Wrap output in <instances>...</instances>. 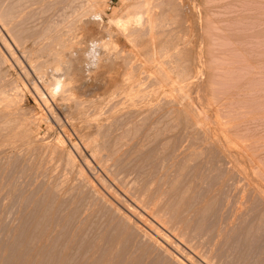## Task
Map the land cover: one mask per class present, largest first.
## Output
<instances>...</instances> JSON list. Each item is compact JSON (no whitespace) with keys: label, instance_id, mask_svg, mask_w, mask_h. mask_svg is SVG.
I'll return each instance as SVG.
<instances>
[{"label":"rangeland","instance_id":"rangeland-1","mask_svg":"<svg viewBox=\"0 0 264 264\" xmlns=\"http://www.w3.org/2000/svg\"><path fill=\"white\" fill-rule=\"evenodd\" d=\"M91 1L0 0V264H264V0Z\"/></svg>","mask_w":264,"mask_h":264},{"label":"bare ground","instance_id":"bare-ground-1","mask_svg":"<svg viewBox=\"0 0 264 264\" xmlns=\"http://www.w3.org/2000/svg\"><path fill=\"white\" fill-rule=\"evenodd\" d=\"M7 1V0H6ZM23 1V0H22ZM69 1V0H68ZM89 1H91V0H89ZM164 1V0H163ZM56 3V2H55ZM74 3V2H73ZM90 3V8H88L87 10H89L90 9V11L88 12L87 10H85V12H86V14H85V12H84V14H83V12H82V15H80L79 16V18L77 17V19H78V22L77 23H79L78 24V26H80V25H84V24H88V23H90V22H93V23H95V21L94 20H92L91 18H95V17H98V19H99V17L102 15V11L99 9V6H98V3H99V0H98V2H97V0L95 1V0H92L91 2H89ZM170 3H172V1L170 2ZM144 4V3H143ZM177 4V3H176ZM176 4H175V6H176ZM99 5H100V3H99ZM141 5V4H140ZM139 5V6H140ZM0 6H1V4H0ZM16 6V5H15ZM88 6V5H87ZM146 6H147V4H146ZM150 7V6H149ZM12 8V7H11ZM141 8H142V5H141ZM18 9V8H17ZM70 9V8H69ZM140 9V8H139ZM146 9H149V8H146ZM172 9H173V7H172ZM12 10V9H11ZM15 10V9H14ZM74 11V10H73ZM148 11V10H147ZM17 12V11H16ZM24 12V11H23ZM71 12V11H70ZM90 12H92L91 14H90ZM14 13H15V11H14ZM80 13V12H79ZM147 13V12H146ZM172 13V12H171ZM4 13L0 10V18L2 19V18H4V17H2V16H4L3 15ZM11 14H13V13H11ZM61 14V13H60ZM75 14V13H74ZM101 14V15H100ZM170 14V13H169ZM5 15H7V14H5ZM15 16H16V14H14ZM72 15V14H71ZM164 15V14H163ZM166 15V14H165ZM186 15V14H185ZM14 16V17H15ZM6 17V16H5ZM8 17V16H7ZM64 17V16H63ZM127 17V16H126ZM129 17V16H128ZM132 17V16H131ZM130 17V18H131ZM137 16L135 15V21L138 23V25L140 24V18H136ZM162 17V16H161ZM179 17H180V15H179ZM160 18V17H159ZM64 19H65V17H64ZM132 19V18H131ZM130 19V20H131ZM74 20V19H73ZM92 20V21H91ZM102 20V19H101ZM126 20V19H125ZM130 20L128 19V22H126L127 23V25H131V24H129L130 23ZM1 21V20H0ZM6 21V20H5ZM66 21V20H65ZM76 21V20H75ZM132 21V20H131ZM135 21H133V23L135 22ZM147 21H149V20H147ZM146 21V22H147ZM102 22V21H101ZM121 21L119 20V23H120ZM153 22V21H152ZM155 22V21H154ZM153 22V23H154ZM172 22V21H171ZM66 23V22H65ZM73 22H71V24H72ZM114 23V22H113ZM132 23V22H131ZM133 23H132V25H133ZM156 23V22H155ZM168 23V22H167ZM166 23V24H167ZM69 24H70V22H69ZM117 24H118V22H117ZM73 25V24H72ZM77 25V24H76ZM95 25V24H94ZM102 25V24H101ZM134 25H135V23H134ZM49 26V25H48ZM117 26H119V25H117ZM126 26V24H124V23H122L121 22V27H123V28H126L125 27ZM152 26L153 25H151L150 27L152 28ZM159 26V25H158ZM70 27V26H69ZM160 27V26H159ZM60 28V27H59ZM129 28V27H128ZM63 29V28H62ZM162 28H160V30H161ZM64 30V29H63ZM70 30V29H69ZM119 31H120V29H118ZM124 30H126V29H124ZM152 30V29H151ZM71 31V30H70ZM75 31V30H74ZM77 31V30H76ZM156 31V30H155ZM46 32V31H45ZM72 32V31H71ZM71 32H69L68 31V33L66 32V34H71ZM53 33V32H52ZM65 34V35H66ZM124 34V33H123ZM135 34V33H134ZM153 34V33H152ZM64 35V36H65ZM136 35V34H135ZM64 36H63V38H64ZM129 36V35H128ZM149 36V35H148ZM157 36V35H156ZM155 36V37H156ZM20 37V36H19ZM66 37V36H65ZM154 37V38H155ZM164 37V36H163ZM4 38H2L1 40H3ZM64 39H66V38H64ZM64 39H62V40H64ZM71 39V38H70ZM70 39L68 40V41H70ZM129 39V38H128ZM59 40V39H58ZM61 39L59 40V41H61L59 44H64L63 43V41H62ZM100 40V39H99ZM157 40V39H156ZM54 41V40H53ZM65 41V40H64ZM106 41V40H105ZM109 41V40H108ZM4 47H6L7 48V50L8 51H10V54H11V47L5 42V39H4ZM2 42V43H3ZM94 42H98L97 41V39H93V40H91L90 42H88V45L86 44L85 45V47H82V48H79V50L78 51H75V49H71V48H68V49H61V48H59L58 49V53L57 54H55L54 53V55H53V64H54V58H55V60H56V63H55V65H54V67H53V65L51 66L52 67V69H51V72H50V74H48V78H44L45 80H47V82H48V84L47 85H49L50 84V86L48 87V88H50V89H48V90H50L49 91V94H50V96H52L53 98L54 97H56L57 95H53V94H51V88H52V86H53V82H59V83H61L62 85H63V88H62V92H61V95L63 94L64 95V93H70L71 92V88H72V86H71V83H72V80L74 81V79H75V77H77V75L79 76V77H81L82 78V83H83V86L85 87V85H86V83H87V85H88V82L91 80V72L94 70V68H99V66H101V67H103V66H105L106 64L108 65V64H110V60L111 59H113V58H111V56H112V54H114V52L112 53L111 51H112V49L110 50V51H107L106 49H105V47H104V53H103V50L102 49H98L97 51L99 52V54L100 55H103V57H102V59H101V61H100V63L99 64H92V63H90L89 62V60L86 58V56H85V53L86 52H88L89 51V49H90V45H91V43H94ZM162 42V41H161ZM109 43H110V41H109ZM66 44V43H65ZM102 44V43H101ZM113 44V43H112ZM112 44H110V45H112ZM146 44V43H145ZM25 45V44H24ZM58 46V44H57V41H56V44H55V46H53V47H57ZM84 45V44H83ZM61 46V45H60ZM63 46V45H62ZM66 46V45H65ZM113 46V45H112ZM166 46V45H165ZM177 46V45H176ZM52 47V48H53ZM64 47V46H63ZM67 48V47H66ZM112 48H114V47H112ZM173 48V47H172ZM55 49V48H54ZM57 49V48H56ZM158 49V48H157ZM160 49V48H159ZM51 50H53V49H51ZM176 50V49H175ZM49 51V50H48ZM55 51V50H54ZM53 51V52H54ZM105 51H107V52H105ZM184 51V50H183ZM52 52V51H51ZM160 52H161V50H160ZM187 52H189V51H187ZM193 52V51H192ZM194 52H196V51H194ZM40 53V52H39ZM162 53V52H161ZM164 53V52H163ZM185 53V52H184ZM49 54V53H48ZM153 54V53H152ZM151 54V55H152ZM188 54V53H187ZM159 55V54H158ZM164 55V54H163ZM178 55V54H177ZM55 56V57H54ZM153 56H154V54H153ZM147 57V56H146ZM151 57V56H150ZM116 58V57H115ZM155 58V57H154ZM184 58V57H183ZM121 59V58H120ZM156 59V58H155ZM179 61V60H178ZM41 63V62H40ZM113 64V63H112ZM33 65V64H32ZM158 65V64H157ZM186 66V65H185ZM194 66V65H193ZM34 67V66H33ZM50 67V68H51ZM111 67V66H110ZM47 68V67H46ZM41 69H43V68H41ZM47 69H49V68H47ZM160 69V68H159ZM44 70H46V69H44ZM58 70V71H57ZM175 70V69H174ZM189 70V69H188ZM187 70V71H188ZM42 71V70H41ZM94 71H97V70H94ZM180 71V70H179ZM198 71V70H197ZM45 72V71H44ZM158 72H159V70H158ZM37 73V72H36ZM93 74V73H92ZM163 74V73H162ZM47 75V74H46ZM45 75V76H46ZM161 75V74H160ZM41 76H42V74H41ZM40 76V77H41ZM183 76V75H182ZM181 76V77H182ZM155 77V76H154ZM158 77V76H157ZM156 77V78H157ZM194 78V77H193ZM179 79L180 78H178L177 80L179 81ZM184 79H185V77H184ZM189 79V78H188ZM167 80V79H166ZM181 80V79H180ZM187 80V79H186ZM194 80V79H193ZM192 80V81H193ZM132 81V80H131ZM187 81H189V80H187ZM124 82V81H123ZM76 84V83H75ZM176 84H178V83H176ZM180 84V83H179ZM33 85V84H32ZM125 85V84H124ZM146 86V85H145ZM33 87H34V85H33ZM80 87V86H79ZM35 89V88H34ZM37 89V88H36ZM4 90V89H3ZM80 91H81V89H79ZM89 90V89H88ZM164 90V89H163ZM181 90V89H180ZM79 91V92H80ZM184 91H185V89H184ZM38 92V91H37ZM136 92V91H135ZM129 93V92H128ZM133 93V92H132ZM95 94V93H94ZM72 95V94H71ZM130 95H131V93H130ZM165 95V94H164ZM67 96V95H66ZM90 96V95H89ZM169 96V95H168ZM60 97H62V96H60ZM60 97H59V99H60ZM4 98V97H3ZM62 98H64V96L62 97ZM61 98V99H62ZM70 97H65V99L63 100V101H66V103H67V101H69L70 99H69ZM133 98V97H132ZM5 99H6V97H5ZM46 99V98H45ZM60 99V100H61ZM115 99V98H114ZM140 99V98H139ZM1 101H2V99H0ZM4 100V99H3ZM7 100V99H6ZM51 100V99H50ZM74 100V99H73ZM136 100V99H135ZM0 101V102H1ZM5 101V100H4ZM40 101V100H39ZM57 101V100H56ZM75 101V100H74ZM111 101V100H110ZM76 102V101H75ZM92 102V101H91ZM132 102V101H131ZM141 102H142V100H141ZM140 102V103H141ZM45 103V102H44ZM64 103V102H63ZM74 103V102H73ZM77 103V102H76ZM75 103V104H76ZM172 103V102H171ZM12 104V103H11ZM57 104V103H56ZM139 104V103H138ZM178 104V103H177ZM5 105V104H4ZM70 105V104H69ZM73 105V104H72ZM79 105H80V107H83V106H81V103H79ZM125 105V104H124ZM171 105V104H170ZM172 105H173V103H172ZM6 106V105H5ZM5 106H4V108H5ZM11 106V105H10ZM13 106V105H12ZM62 106V105H61ZM65 106V105H64ZM63 106V107H64ZM128 106V105H127ZM130 106V105H129ZM132 106V105H131ZM68 107V106H67ZM89 107V106H88ZM113 107V106H112ZM147 107V106H146ZM169 107V106H168ZM1 108V107H0ZM84 108V107H83ZM172 108V107H171ZM8 109V107L7 108H5V111ZM10 109V108H9ZM13 109V108H12ZM80 109V108H79ZM154 109V108H153ZM68 110V109H67ZM128 110V109H127ZM155 110V109H154ZM3 111V110H2ZM4 111V112H5ZM72 111V110H71ZM75 111V110H74ZM82 111V109H80V112ZM130 111V110H129ZM142 111V110H141ZM174 111V110H173ZM11 112V111H10ZM146 112V111H145ZM175 112V111H174ZM197 112V111H196ZM68 113V112H67ZM109 114H110V112H109ZM126 114V113H125ZM195 114V113H194ZM67 115V114H66ZM197 115V114H196ZM1 116V115H0ZM64 116V115H63ZM169 116V115H168ZM132 117V116H131ZM36 118V117H35ZM77 118V117H76ZM134 119V118H133ZM198 119V118H197ZM129 120V119H128ZM199 121V120H198ZM58 122V121H57ZM25 122H23V124H24ZM194 123V122H193ZM17 124V123H16ZM8 125V124H7ZM14 125V124H13ZM21 125V124H20ZM20 125H18L17 124V127L18 128H20L21 129V126ZM196 125V124H195ZM96 126V125H95ZM8 127V126H7ZM8 129V128H7ZM14 130V129H13ZM16 130H18V129H16ZM16 130H15V132H16ZM21 131V130H20ZM19 132V131H18ZM78 133V132H77ZM23 134L21 133V136H22ZM6 136V135H5ZM4 136V137H5ZM8 136V135H7ZM17 136V135H16ZM15 137V136H14ZM18 137V136H17ZM23 137V136H22ZM26 137V136H25ZM24 137V138H25ZM21 138V137H20ZM8 139V138H7ZM17 138L15 137V140H16ZM89 139V138H88ZM6 140V139H5ZM19 140V139H18ZM91 139H89V140H87V141H90ZM94 140V139H93ZM12 141V140H11ZM27 141V140H26ZM25 141V142H26ZM123 141V140H122ZM14 142V141H13ZM90 142H91V144H90ZM90 142H88L89 144L88 145H90L89 147L90 148H92L93 146V143H92V141H90ZM99 142V141H98ZM5 143V142H4ZM123 143V142H122ZM22 145V144H21ZM87 146V145H86ZM14 147V146H13ZM57 147V146H56ZM123 147V146H122ZM31 148V147H30ZM55 148V147H54ZM97 148V147H96ZM117 148V147H116ZM98 149V148H97ZM2 150V149H1ZM55 150V149H54ZM117 150V149H116ZM119 152V151H118ZM69 153V152H68ZM71 155V154H70ZM98 155V154H97ZM72 156V155H71ZM81 156V155H80ZM97 157V156H96ZM29 159V158H28ZM51 159V158H50ZM45 160V159H44ZM51 161V160H50ZM59 161V160H58ZM99 163V162H98ZM14 164V163H13ZM1 166V165H0ZM12 166V165H11ZM103 170V169H102ZM72 172V171H71ZM51 173V172H50ZM61 173V172H60ZM17 174V173H16ZM3 177V176H2ZM52 177V176H51ZM101 177V176H100ZM76 179V178H75ZM12 180V179H11ZM112 180V179H111ZM117 180H118V178H117ZM11 182V181H10ZM122 182V181H121ZM150 182V181H149ZM30 183V182H29ZM65 183V182H64ZM124 183V182H123ZM77 184V183H76ZM99 184H101V183H99ZM125 184V183H124ZM73 185V184H72ZM75 185V184H74ZM117 185V184H116ZM152 185V184H151ZM103 186V185H102ZM22 187V186H21ZM122 187V186H121ZM147 189V188H146ZM19 190V189H18ZM2 191V190H1ZM149 191H151L150 189H149ZM101 193V192H100ZM144 193V192H143ZM142 193V194H143ZM19 194V193H18ZM14 196V195H13ZM90 196V195H89ZM112 198H114V197H112ZM9 200V199H8ZM42 200V199H41ZM107 200V199H106ZM2 202V201H1ZM35 202V201H34ZM109 202V201H108ZM118 203V202H117ZM145 203V202H144ZM11 204V203H10ZM42 204V203H41ZM3 205V204H2ZM112 205V204H111ZM17 206V205H16ZM8 207V206H7ZM18 207V206H17ZM116 209V208H115ZM130 209V208H129ZM125 210V209H124ZM126 210H128V209H126ZM132 211H133V209H132ZM144 212V211H143ZM131 213V212H130ZM11 215V214H10ZM136 215V214H135ZM147 216V215H146ZM34 217V216H33ZM139 217V216H138ZM7 218H8V216H7ZM123 218V217H122ZM128 218V217H127ZM46 219V218H45ZM142 219V218H141ZM162 220V219H161ZM59 221V220H58ZM130 223V222H129ZM140 223H142V222H140ZM14 225V224H13ZM25 227V226H24ZM39 229V228H38ZM23 230V229H22ZM143 231V230H142ZM47 232V231H46ZM153 232V231H152ZM12 233V232H11ZM19 233V232H18ZM20 234V233H19ZM51 234V233H50ZM49 234V235H50ZM10 235V234H9ZM21 235V234H20ZM146 236V235H145ZM151 237V236H150ZM8 238V237H7ZM19 238V237H18ZM152 239V238H151ZM43 240V239H42ZM161 240V239H160ZM46 244V243H45ZM48 244V243H47ZM160 244V243H159ZM43 245V244H42ZM31 247V246H30ZM177 248V247H176ZM40 251V250H39ZM39 251H38V254H36V255H39ZM178 251V250H177ZM48 252V251H47ZM10 254V253H9ZM42 254V253H41ZM46 254V253H45ZM182 256V255H181ZM16 257V256H15ZM37 258V257H36ZM7 259V258H6ZM24 259V258H23ZM4 261H5V259H4ZM12 261V260H11ZM29 261V260H28ZM6 262H8V261H6ZM31 263V262H30ZM40 263V262H39ZM32 264V263H31Z\"/></svg>","mask_w":264,"mask_h":264},{"label":"clouds","instance_id":"clouds-1","mask_svg":"<svg viewBox=\"0 0 264 264\" xmlns=\"http://www.w3.org/2000/svg\"><path fill=\"white\" fill-rule=\"evenodd\" d=\"M98 49H102L104 53L103 46L100 42L91 43L90 49L88 52L85 53L86 58L92 64H99L103 55H100L97 51ZM58 71V70H57ZM63 85L59 82H53V86L51 88V94L53 95H60L62 92Z\"/></svg>","mask_w":264,"mask_h":264}]
</instances>
